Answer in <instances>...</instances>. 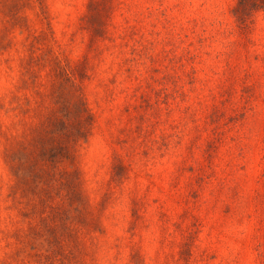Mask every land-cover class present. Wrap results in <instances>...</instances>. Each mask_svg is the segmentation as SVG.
<instances>
[{"label":"rangeland","instance_id":"rangeland-1","mask_svg":"<svg viewBox=\"0 0 264 264\" xmlns=\"http://www.w3.org/2000/svg\"><path fill=\"white\" fill-rule=\"evenodd\" d=\"M0 264H264V0H0Z\"/></svg>","mask_w":264,"mask_h":264}]
</instances>
